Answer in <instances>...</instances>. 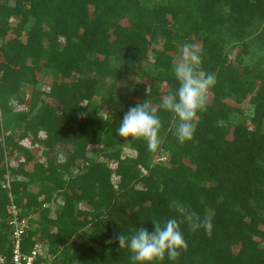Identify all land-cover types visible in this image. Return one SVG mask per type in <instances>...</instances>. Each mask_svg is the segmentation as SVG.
I'll return each instance as SVG.
<instances>
[{
	"label": "trees",
	"instance_id": "16d2710c",
	"mask_svg": "<svg viewBox=\"0 0 264 264\" xmlns=\"http://www.w3.org/2000/svg\"><path fill=\"white\" fill-rule=\"evenodd\" d=\"M9 1L0 0V181L5 149L24 158L9 169L14 178L8 189L0 187V224L9 193L23 214L35 216L25 243L40 239L53 256L50 264H134L131 251L114 237H130L142 227L152 232L153 219L177 217L169 207L175 199L210 217L212 234L181 225L187 251L153 264H264V57L251 65L241 59L246 40H258L264 49V0ZM8 31L13 36L6 37ZM160 41L161 49L151 50L153 69L141 74L155 72L153 79L166 89L136 84L131 98L112 95L118 80L135 72L133 62ZM192 42L201 52V71L216 75L192 140L178 142L171 114L163 109L158 150L149 151L142 138L118 136L130 108L147 99L158 106L162 95L178 91L166 52ZM235 45L240 54L227 59L226 46ZM42 68L54 78L46 91L35 88L34 74ZM21 83L31 86L27 109L11 112L8 100ZM95 95L107 97L114 108L101 114ZM225 100L251 105V127ZM26 134L43 160H33L19 144ZM97 144L113 167L88 156V146ZM122 146L129 154H121ZM160 152L166 164L153 162ZM56 194L60 205L51 212L48 203ZM85 227L90 228L82 234Z\"/></svg>",
	"mask_w": 264,
	"mask_h": 264
},
{
	"label": "clouds",
	"instance_id": "9594fccd",
	"mask_svg": "<svg viewBox=\"0 0 264 264\" xmlns=\"http://www.w3.org/2000/svg\"><path fill=\"white\" fill-rule=\"evenodd\" d=\"M202 57L200 49L191 43L180 46V57L174 62L172 71L179 82L178 91L162 97L157 106L147 99L142 104L132 107L124 115L117 129L122 138L144 139L149 151H156L163 143L160 136L162 120L158 111L163 109L171 114L170 129L180 144L191 141L196 130L197 113L207 110L209 90L216 84L214 73L205 74L201 71ZM219 196L218 201L222 202ZM169 207L177 217L161 222L153 219L154 231L140 228L130 237L125 234L116 235L120 248L127 247L134 264H153L162 261L167 254L176 260L181 250L187 251L188 244L181 231V225L187 224L192 232L205 230L212 234L211 218L201 216L192 208L179 200H172Z\"/></svg>",
	"mask_w": 264,
	"mask_h": 264
},
{
	"label": "rangeland",
	"instance_id": "374dc122",
	"mask_svg": "<svg viewBox=\"0 0 264 264\" xmlns=\"http://www.w3.org/2000/svg\"><path fill=\"white\" fill-rule=\"evenodd\" d=\"M12 0H10L8 2V4L12 5ZM16 19H10L9 20V25L10 26H14L16 23ZM13 36V34L8 31L6 37H10ZM23 31L21 32V38H23ZM188 38H192L191 35L188 36ZM253 40V39H252ZM247 42V54H242L241 59H242V63H245L247 65H251L252 62H261L263 61V57H264V49L260 50V46H259V42L258 40H253V42H248V40H246ZM45 43V42H44ZM191 44H195L197 47V42H192ZM230 45V44H228ZM255 45H257L259 52H256L255 49ZM161 41L157 44H150L148 50L145 53V58L144 59H140L138 61L133 62V65L136 67V70L134 73L128 74L123 76L122 78H120L118 80V82L115 85V88L111 91L112 95H117V94H121L126 98H131V92L133 89V86L136 84H143L145 86H148L149 84H154V85H158L160 87V91L163 92L166 89V86L162 83L161 85L158 84V82L156 80L153 79L154 73L152 72V74L150 76H147L146 73L141 74V70L145 69L144 71L147 72L148 69H153V53H152V49H161ZM180 46L181 45H176L175 46V50H170L168 52H166L170 57H171V65L173 66L174 62H176L179 57H180ZM233 46H226V50H225V55L227 57V59H231L233 60V58L235 57L236 54H240V48L241 46L239 45H235V47ZM238 56V55H237ZM35 77V88L40 90V91H46L48 89V86L50 85V83L52 82V80H54L53 76L51 74H49L48 72H46L43 68L40 71L35 72L34 74ZM110 84V80H106V86ZM31 93V86L29 83H21L18 87V94L15 97H12L8 100V104H9V110L11 112H17V111H22L25 112L28 106V100H29V95ZM161 97H164L163 95ZM16 98H21L22 101L21 103H19L17 101ZM212 98V93L209 90V94H208V102H210ZM93 100L94 103L96 105V109H98V111H100L101 114L105 115L106 110H112L114 107H112V105H110V103L107 101V97L102 98V96L100 95H95L93 96ZM48 103H50L52 106H55V103L51 100L48 99L47 100ZM227 102H229L230 104H232L234 107H238L240 109V119L244 120L246 125L248 127H251V124L248 122V117L251 115L252 113V107L250 104H248L246 101L242 102L241 104H237V103H233L232 100H225ZM59 112V109L56 110V113ZM2 118V117H1ZM16 134L17 132L15 131V138H16ZM39 136L42 137L43 134L41 131H39ZM19 144H21L24 149L28 150L31 154H33V160L38 161V160H43V158L40 157L39 155V145L37 143H33V141L31 140V135L30 134H26V136L20 138L19 140ZM87 152H88V156L91 159H95L96 161H101V162H106L108 164L109 167H113L114 163L112 161H107L105 156L103 155V151L101 149V145L97 144V145H91L88 146L87 148ZM3 158L1 161V164L3 165L5 172L2 175V179L0 181V185L2 183H10V181L14 178L13 175L10 174L9 169L11 168H15L18 166V163L24 158V156H22V154L16 153L15 155L12 153H8L7 149H5L3 151ZM121 154H129V152L127 151V146H122L121 147ZM166 154H164L163 152L158 153L156 156L153 157V162H161L166 164ZM32 162H26L22 165V167L24 169H30ZM80 162L76 161V163L73 165V171L77 172L78 171V167H79ZM65 179V178H64ZM112 179H115V177H112ZM1 187V186H0ZM28 188L35 192L37 190L36 186L33 185H29ZM55 200L53 199L50 203H48V207L51 209L50 211H55V209L60 205V197H58V195L56 194L55 196ZM90 227H85L83 230H81L82 234H86L88 229ZM77 237L73 236L72 239L75 240ZM233 249H235V247H233Z\"/></svg>",
	"mask_w": 264,
	"mask_h": 264
},
{
	"label": "built area",
	"instance_id": "2783aa9c",
	"mask_svg": "<svg viewBox=\"0 0 264 264\" xmlns=\"http://www.w3.org/2000/svg\"><path fill=\"white\" fill-rule=\"evenodd\" d=\"M8 186V183L1 184L2 188L8 189ZM7 198V215L4 224H0V264H50L53 256L46 253L40 239L32 236L25 243L31 227L29 220L35 216L31 211L23 214L9 193Z\"/></svg>",
	"mask_w": 264,
	"mask_h": 264
}]
</instances>
